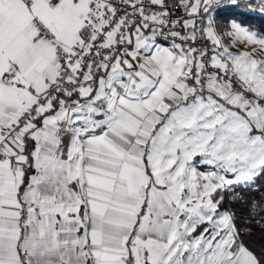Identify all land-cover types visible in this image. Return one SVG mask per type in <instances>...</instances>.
Masks as SVG:
<instances>
[{"label": "snow or ice", "instance_id": "snow-or-ice-1", "mask_svg": "<svg viewBox=\"0 0 264 264\" xmlns=\"http://www.w3.org/2000/svg\"><path fill=\"white\" fill-rule=\"evenodd\" d=\"M264 0H0V264H264Z\"/></svg>", "mask_w": 264, "mask_h": 264}, {"label": "trees", "instance_id": "trees-1", "mask_svg": "<svg viewBox=\"0 0 264 264\" xmlns=\"http://www.w3.org/2000/svg\"><path fill=\"white\" fill-rule=\"evenodd\" d=\"M239 19L243 20L245 23H248L250 26L255 27L259 30H264V18L259 16H241Z\"/></svg>", "mask_w": 264, "mask_h": 264}, {"label": "rangeland", "instance_id": "rangeland-1", "mask_svg": "<svg viewBox=\"0 0 264 264\" xmlns=\"http://www.w3.org/2000/svg\"><path fill=\"white\" fill-rule=\"evenodd\" d=\"M246 24H248V23H246ZM249 25V24H248ZM255 28V27H254ZM257 29V28H256ZM257 30H259V29H257Z\"/></svg>", "mask_w": 264, "mask_h": 264}]
</instances>
